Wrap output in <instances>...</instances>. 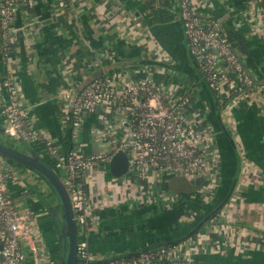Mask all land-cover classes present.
Returning a JSON list of instances; mask_svg holds the SVG:
<instances>
[{"label": "crops", "instance_id": "1", "mask_svg": "<svg viewBox=\"0 0 264 264\" xmlns=\"http://www.w3.org/2000/svg\"><path fill=\"white\" fill-rule=\"evenodd\" d=\"M195 4L204 19L219 23L255 81L230 108L224 92L210 90L191 55L179 0L22 1L8 51L0 36V127L6 125L4 82L10 78L23 102L31 106L32 122L50 133L63 157L71 149L82 155L110 150L112 139L101 138V113L87 115L75 134L66 95H76L92 80L118 70L165 85L172 100L183 96L184 113L215 133L218 167L198 185L170 176L136 182L114 179L100 163L90 169L88 200L98 220L88 240L96 259L184 237L225 197L237 176L234 192L218 215L181 245L195 264H264L262 9L250 0H195ZM0 137L14 141L5 132ZM31 145L53 163L40 143ZM238 160L241 168L236 175ZM8 162L7 185L15 208L32 212L49 256L55 257L60 245L45 202L51 198L56 203L51 186L37 172ZM117 180V186L109 184ZM103 200L106 209L98 207Z\"/></svg>", "mask_w": 264, "mask_h": 264}, {"label": "built area", "instance_id": "2", "mask_svg": "<svg viewBox=\"0 0 264 264\" xmlns=\"http://www.w3.org/2000/svg\"><path fill=\"white\" fill-rule=\"evenodd\" d=\"M22 1L31 4L34 0H1L0 32L6 51L15 39L12 23ZM250 1L260 5L264 24V0ZM179 3L191 55L208 87L217 94L224 92L226 99L232 92H238L226 101L229 102L226 107L230 108L236 96L253 87L255 81L219 23L204 19L195 0H179ZM4 84L8 92L3 106L6 135L14 141L40 143L52 159L54 169L60 171L69 192L79 232L76 264L105 259L94 258L88 240L98 220L90 210L87 193L88 173L95 164L108 168L112 155L120 149L125 150L129 171L122 177L132 182L170 174L196 182L197 178L209 176L218 167L213 129L188 117L184 113V97L168 98L166 86L151 78L118 70L108 77L92 80L76 95L67 94L72 105L71 125L75 134L82 130L87 115L101 113L104 125L101 138L112 141L110 150L82 155L71 149L65 157L50 133L39 130L32 122L31 106L23 102L16 83L7 78ZM5 164L6 160L0 155V264H59L58 258L49 256L32 212L15 208L8 191ZM98 207L106 209L109 206L103 200ZM181 243L158 246L139 256L100 264H195Z\"/></svg>", "mask_w": 264, "mask_h": 264}, {"label": "water", "instance_id": "3", "mask_svg": "<svg viewBox=\"0 0 264 264\" xmlns=\"http://www.w3.org/2000/svg\"><path fill=\"white\" fill-rule=\"evenodd\" d=\"M70 109H72V105H70ZM69 115L72 124L73 121L72 111L69 112ZM4 132H5V126L0 127V133H4ZM232 143L235 145L234 141ZM0 155L5 160L15 163L19 167L29 168L37 172L44 179V181L51 186L53 195L56 197V203L54 204L51 198H49L47 201L45 199V202L47 203L48 210L54 219L59 245L62 246L63 238L65 237L68 238L67 256L65 258L63 257L60 258L59 264H76L79 261L78 252H77L78 238H79L78 225L72 207V201L69 192L63 182L62 177L54 168L49 166V164L33 148V146L30 143H28L23 139H18L17 141L11 142L6 139H2L0 137ZM240 168H241V161L238 160L236 175H238ZM108 169L112 177H122L128 173L129 157L125 152V150L120 149L112 155L108 163ZM204 179H205L204 176L197 178L196 184L197 185L201 184L204 181ZM237 181L238 180L236 176L235 179L233 180V183L230 186L229 191L222 199V201L200 222H198V224L184 237L175 240H170L168 242L158 243L157 245L145 248L138 252H129L127 254H123L117 257H110L102 260H90V263L100 264L114 259H119L124 257H135L158 246H168V245L178 244L187 240L189 237H191L197 231H199L203 225L209 222V220L212 217H214L223 208V206L231 198L234 189L236 187Z\"/></svg>", "mask_w": 264, "mask_h": 264}, {"label": "rangeland", "instance_id": "4", "mask_svg": "<svg viewBox=\"0 0 264 264\" xmlns=\"http://www.w3.org/2000/svg\"><path fill=\"white\" fill-rule=\"evenodd\" d=\"M6 162H8V161L6 160ZM8 163L11 164L10 162H8ZM171 177H172V178H171ZM175 177H176V176L170 174V180H173ZM118 178H119V177H114V179H118ZM109 184L112 185V186H117L116 184H118V180H117L116 182H114V183H112L111 181H109ZM198 190H199V189H198ZM138 192H140V190H139ZM199 192H202V190H199ZM135 194H136V192H135ZM93 208H94V206L91 204V206H90V210L93 211ZM90 233H91V232H90ZM90 233H89V235H90ZM54 255H55V257L58 258L59 260H60V258H62V253H61L60 248H58L56 254H54ZM113 255H115V254H113Z\"/></svg>", "mask_w": 264, "mask_h": 264}, {"label": "trees", "instance_id": "5", "mask_svg": "<svg viewBox=\"0 0 264 264\" xmlns=\"http://www.w3.org/2000/svg\"><path fill=\"white\" fill-rule=\"evenodd\" d=\"M0 36H1V32H0ZM3 47H4V45H3ZM4 48H5V47H4ZM5 50H6V48H5ZM7 51H8V50H7ZM237 94H238V92H232V93L230 94L229 98L226 99V101H227V100L229 101L230 98H233V97H234L235 95H237ZM226 101H225V102H226ZM47 163H48V162H47ZM48 164H49V166L53 167V164H51V163H48ZM223 198H224V197H223ZM221 201H222V200H221ZM221 201H220V202H221ZM220 202H219V203H220ZM219 203H218V204H219ZM218 204H217V205H218ZM217 205H216V206H217ZM216 206H215V207H216ZM215 207H214V208H215ZM214 208H213V209H214ZM213 209H212V210H213ZM212 210H211V211H212ZM211 211H210V212H211ZM210 212H208L207 214H209ZM218 213H219V212H218ZM218 213H217L215 216H217ZM207 214H206V215H207ZM206 215H205V216H206ZM205 216H203V218H204ZM203 218H201L199 221H197V222L192 226V228H190L189 231H191V230H192V229L198 224V222H200ZM189 231H188V232H189ZM184 236H185V235H184ZM67 251H68V250H67ZM67 251H66L65 256H67ZM64 258H65V257H64Z\"/></svg>", "mask_w": 264, "mask_h": 264}, {"label": "flooded vegetation", "instance_id": "6", "mask_svg": "<svg viewBox=\"0 0 264 264\" xmlns=\"http://www.w3.org/2000/svg\"><path fill=\"white\" fill-rule=\"evenodd\" d=\"M59 248L61 250L62 257L63 258L66 257L65 254H66V251H67V248H68V238L67 237L63 238V244H62V246H59Z\"/></svg>", "mask_w": 264, "mask_h": 264}]
</instances>
